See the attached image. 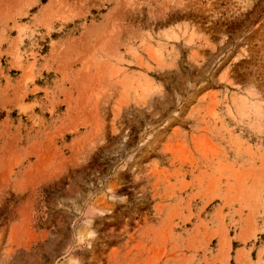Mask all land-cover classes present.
Here are the masks:
<instances>
[{
	"label": "rangeland",
	"instance_id": "obj_1",
	"mask_svg": "<svg viewBox=\"0 0 264 264\" xmlns=\"http://www.w3.org/2000/svg\"><path fill=\"white\" fill-rule=\"evenodd\" d=\"M0 264H264V0H0Z\"/></svg>",
	"mask_w": 264,
	"mask_h": 264
},
{
	"label": "bare ground",
	"instance_id": "obj_2",
	"mask_svg": "<svg viewBox=\"0 0 264 264\" xmlns=\"http://www.w3.org/2000/svg\"><path fill=\"white\" fill-rule=\"evenodd\" d=\"M262 113V112H261Z\"/></svg>",
	"mask_w": 264,
	"mask_h": 264
}]
</instances>
